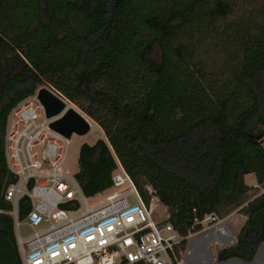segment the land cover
<instances>
[{
    "label": "trees",
    "instance_id": "trees-1",
    "mask_svg": "<svg viewBox=\"0 0 264 264\" xmlns=\"http://www.w3.org/2000/svg\"><path fill=\"white\" fill-rule=\"evenodd\" d=\"M207 45L222 56L209 68ZM44 87L104 134L79 152L86 197L112 189L117 159L181 237L240 210L246 222L217 261H254L264 245V0H0V264H23L6 200L16 182L8 118ZM249 174L263 193L248 202ZM31 210L21 199L20 220Z\"/></svg>",
    "mask_w": 264,
    "mask_h": 264
},
{
    "label": "built area",
    "instance_id": "built-area-1",
    "mask_svg": "<svg viewBox=\"0 0 264 264\" xmlns=\"http://www.w3.org/2000/svg\"><path fill=\"white\" fill-rule=\"evenodd\" d=\"M38 92L12 110L6 129V159L16 177L6 200L23 264H182L184 241L227 221L207 215L201 230L181 237L168 219L156 220L159 200L147 206L117 159L112 193L90 206L77 173L66 170L71 140L51 127L72 107L48 118ZM25 197L32 210L21 221ZM20 222L33 230L30 236H21Z\"/></svg>",
    "mask_w": 264,
    "mask_h": 264
},
{
    "label": "rangeland",
    "instance_id": "rangeland-1",
    "mask_svg": "<svg viewBox=\"0 0 264 264\" xmlns=\"http://www.w3.org/2000/svg\"><path fill=\"white\" fill-rule=\"evenodd\" d=\"M218 46L207 45L206 47H204L203 55H201V59L206 61V64H208V68L213 67L215 61H217L218 63L222 61V56H220V54H221L220 48H218ZM67 106L69 108L72 107V108L78 110L89 121V123L91 125V130L87 135H85V136L73 135L70 139L71 141H70L69 159H68V162L66 165V170L77 173L79 171L78 159H79V152H80L81 146L84 144L94 145L98 140L103 139L105 137H104L102 130L89 117H87V115H85L81 110H79L76 106L70 104L69 102L67 103ZM262 143L264 145V137L262 138ZM245 182L249 187H251V192L247 196L248 202L253 200L256 196L263 193V190L261 188H259V186L257 184L255 174L246 175L245 176ZM111 193H112V191L109 190V191L104 192L102 194H99L95 197L87 198V201H88L90 206H95L98 203L104 202L106 200V197ZM246 205H247V203L244 204V206H246ZM154 209H155L154 210L155 211L154 216L158 222H161L163 220L168 219V217H169L168 209L161 202L156 201ZM237 211L238 210L233 211L227 217H230L232 214L236 213ZM241 226H242L241 220L240 221L236 220L235 222H233V224L231 226L233 229V233L239 234L240 229L242 228ZM19 231H20V234L22 237H28L33 233V230L30 229L23 222H20ZM236 240H237V238H236ZM187 243H188V241H187ZM234 244H236V241ZM233 245L223 246V248L220 249V247L222 245H220L219 238L216 237L215 239H212V241L209 242L210 253L206 254V259H205L206 263L205 264H225L226 262L220 263L217 261L218 252L224 248H227V247H230ZM188 252H189L188 244H186V246L182 250V256H181L183 259V262H184V258ZM213 255H216V261H214V258H212ZM227 264H239V263L231 262V263H227ZM248 264H250V263H248ZM252 264H264V245H262V248L259 250V253L257 254V256L254 259V261L252 262Z\"/></svg>",
    "mask_w": 264,
    "mask_h": 264
},
{
    "label": "crops",
    "instance_id": "crops-1",
    "mask_svg": "<svg viewBox=\"0 0 264 264\" xmlns=\"http://www.w3.org/2000/svg\"><path fill=\"white\" fill-rule=\"evenodd\" d=\"M227 218L228 220L223 225L212 228L207 232L197 234L191 240L188 241L187 244L189 252L185 256L184 262L182 264H205L206 254L210 253L209 242L212 241V239H215L216 237L219 238L220 245H222L220 249L223 248V246H229L235 243L238 234L233 233V229L231 226L236 220H241V227H243L246 222V217L240 212V210H238L236 213L232 214L230 217ZM212 258H214V261H216V255H213ZM231 262L246 264L245 262H242L240 260H231L229 262H226L225 264ZM250 264H252V262Z\"/></svg>",
    "mask_w": 264,
    "mask_h": 264
},
{
    "label": "water",
    "instance_id": "water-1",
    "mask_svg": "<svg viewBox=\"0 0 264 264\" xmlns=\"http://www.w3.org/2000/svg\"><path fill=\"white\" fill-rule=\"evenodd\" d=\"M38 100L45 108L48 118L60 114L67 107L68 102V100H63L47 87L40 89L38 92ZM51 127L67 139H71L74 134L85 136L91 130V125L88 120L74 108L69 109L62 118L52 123Z\"/></svg>",
    "mask_w": 264,
    "mask_h": 264
}]
</instances>
